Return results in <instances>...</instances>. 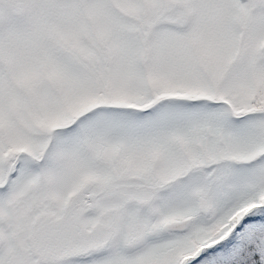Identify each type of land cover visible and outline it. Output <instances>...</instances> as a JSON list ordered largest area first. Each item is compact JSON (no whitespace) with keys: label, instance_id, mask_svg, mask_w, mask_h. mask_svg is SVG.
<instances>
[{"label":"snow or ice","instance_id":"1","mask_svg":"<svg viewBox=\"0 0 264 264\" xmlns=\"http://www.w3.org/2000/svg\"><path fill=\"white\" fill-rule=\"evenodd\" d=\"M0 264H264V0H0Z\"/></svg>","mask_w":264,"mask_h":264}]
</instances>
